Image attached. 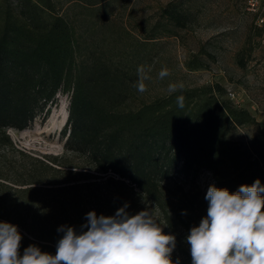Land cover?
Instances as JSON below:
<instances>
[{
  "label": "trees",
  "instance_id": "trees-1",
  "mask_svg": "<svg viewBox=\"0 0 264 264\" xmlns=\"http://www.w3.org/2000/svg\"><path fill=\"white\" fill-rule=\"evenodd\" d=\"M162 12L175 28L192 21L174 5ZM250 38L249 32L236 55L240 67ZM201 54L213 58L207 50L191 55L184 62L188 71L207 68ZM135 70L100 50L83 55L54 0H2L0 151L23 154L8 130L27 128L47 114L57 93L69 95L60 156L0 160V221L18 226L21 255L30 244L55 255L63 235L58 227L79 232L89 211L111 216L127 203L131 215L153 208L160 225L176 236L183 263L191 264L186 236L208 208L200 174L230 192L256 179L264 185V127L227 98L223 85L183 86L127 108L137 91ZM180 95L183 108L176 103ZM247 127H255L249 136H232Z\"/></svg>",
  "mask_w": 264,
  "mask_h": 264
},
{
  "label": "rangeland",
  "instance_id": "rangeland-1",
  "mask_svg": "<svg viewBox=\"0 0 264 264\" xmlns=\"http://www.w3.org/2000/svg\"><path fill=\"white\" fill-rule=\"evenodd\" d=\"M54 2L57 12L73 26L83 55L100 50L115 63L122 61L132 65L136 72L139 66H144L150 77L144 81L147 91L140 93L137 90L129 98L127 108H137L142 102L168 94L170 84L198 86L216 82L223 85L227 92H234L235 98L231 101L248 109L258 124L264 127V44L261 42L264 29L257 34L254 18L246 11L242 0ZM173 5L192 19L185 28L173 27L163 15V9ZM170 29H174L177 35H169ZM249 32L250 43L242 54L245 66L240 67L236 55L243 49ZM204 50L213 55L211 59L200 55L207 68L188 71L184 62ZM162 68L170 71L164 79L158 76ZM68 101L69 95L59 92L56 101L46 106V115L45 112L38 115L23 130H9L7 133L14 147L23 154L0 151V160L32 161L31 158H39L47 161V155L60 156L64 152L62 129L67 117L58 130L40 134L38 131L44 130L51 114L67 110ZM254 128L238 129L232 136L245 138ZM197 184L201 189H207L212 181L207 174H200ZM163 230L169 234L166 229ZM177 258L180 264H184L175 248L172 259L175 261Z\"/></svg>",
  "mask_w": 264,
  "mask_h": 264
},
{
  "label": "clouds",
  "instance_id": "clouds-1",
  "mask_svg": "<svg viewBox=\"0 0 264 264\" xmlns=\"http://www.w3.org/2000/svg\"><path fill=\"white\" fill-rule=\"evenodd\" d=\"M137 73L135 87L144 93V81L150 77L144 66ZM169 75L167 68L158 73L160 79ZM178 89L183 84L168 86L169 93ZM184 100L183 95L176 98L180 108ZM204 198L207 215L186 236L191 264H264V185L260 180L242 184L236 192L211 184ZM127 208L126 203L111 216L89 211L79 232L74 226L61 225L57 232L63 235L55 255L35 244L21 255L18 226L0 221V264H180L179 258L172 259L176 236L164 232L166 226L160 225L153 208L134 215Z\"/></svg>",
  "mask_w": 264,
  "mask_h": 264
},
{
  "label": "built area",
  "instance_id": "built-area-1",
  "mask_svg": "<svg viewBox=\"0 0 264 264\" xmlns=\"http://www.w3.org/2000/svg\"><path fill=\"white\" fill-rule=\"evenodd\" d=\"M242 2L246 11L253 16L255 26L264 29V0H242ZM261 42L264 44V34L261 36ZM227 95L230 100L235 98V94L232 91H228Z\"/></svg>",
  "mask_w": 264,
  "mask_h": 264
},
{
  "label": "bare ground",
  "instance_id": "bare-ground-1",
  "mask_svg": "<svg viewBox=\"0 0 264 264\" xmlns=\"http://www.w3.org/2000/svg\"><path fill=\"white\" fill-rule=\"evenodd\" d=\"M66 117H67V110L64 109H62L59 113L51 114L49 120L47 121L44 127V130L38 131V133L40 134L43 133L44 131L49 133L51 131L58 130L65 121Z\"/></svg>",
  "mask_w": 264,
  "mask_h": 264
}]
</instances>
